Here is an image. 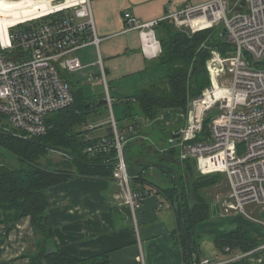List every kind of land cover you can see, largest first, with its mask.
<instances>
[{"label":"built area","instance_id":"obj_1","mask_svg":"<svg viewBox=\"0 0 264 264\" xmlns=\"http://www.w3.org/2000/svg\"><path fill=\"white\" fill-rule=\"evenodd\" d=\"M48 1L54 5L51 10L9 27L6 38L0 35V125L26 138L46 134L47 117L75 102L63 73L84 68L72 53L101 41L93 0ZM125 16L128 29L141 31L145 42L156 39L157 25L166 20L192 32L223 24L221 36L229 47L225 54L212 49L207 60L211 84L191 100L187 124L170 138L169 146L180 149L182 160L195 159L200 174H225L228 207L250 216L247 205L264 206V0H209L149 22L129 12ZM226 72L233 76L229 85L221 80ZM103 83L114 135L97 137L95 125L85 124L91 141L86 151H116L113 176L126 186L128 203L135 210L150 192L131 187L123 151L126 139L119 132L104 72ZM199 264L223 263L205 259Z\"/></svg>","mask_w":264,"mask_h":264},{"label":"crops","instance_id":"obj_2","mask_svg":"<svg viewBox=\"0 0 264 264\" xmlns=\"http://www.w3.org/2000/svg\"><path fill=\"white\" fill-rule=\"evenodd\" d=\"M207 1L209 0H93L96 29L101 41L99 46L91 44L72 53L81 58L84 68L77 71L80 72L78 79L74 78L73 73L66 71L67 81L75 90H81L83 98L99 101L106 96L104 72L114 98L113 112L114 105L121 107V115L118 117L120 125L131 124L132 118L125 115L123 101H135L148 85L165 80L168 66L161 61L162 22L156 27V39L145 42L141 31L128 29L125 14L129 12L141 21L149 22L162 19L168 13L178 12L188 5ZM104 108L108 112L106 125L97 121L103 116ZM115 118L117 120L116 115ZM160 118L165 123V129L159 128L163 140L159 141L158 148L163 153L168 148L165 146L170 145L167 142V129L176 126L170 133L173 135L183 126L185 111L182 108L163 109ZM88 121L95 125L94 133L97 137L107 136L111 126L108 105L98 106L91 112ZM129 133L133 135L128 137V144H138L134 143L136 133ZM159 151L155 149L148 151L147 156H133L137 160L148 158L157 162L162 157ZM130 163L135 164L136 160ZM194 167L196 170V165ZM138 170L137 165L131 166V187ZM196 174L204 175L197 170ZM151 179L161 187L171 184L169 178L159 171L153 172ZM145 191L150 192V195L133 210L128 203L126 186L114 176L79 175L51 186L48 194L49 213L54 225L52 246L79 262L108 254L110 264H186L177 241V202L169 200L156 185H147ZM229 193L230 191L219 193L212 201L208 199L212 212L213 206L217 205V213L197 223L196 233L201 238L202 232L209 231L215 233V237L241 227L264 237V206L257 205L249 213L250 216H242L228 207ZM38 238L29 216L12 225L4 220V212L0 207V264H32L31 257L37 252ZM236 249L238 248L227 251L226 248L223 258L218 262L264 264V246L252 252ZM201 259L203 261L209 258L201 255Z\"/></svg>","mask_w":264,"mask_h":264},{"label":"trees","instance_id":"obj_3","mask_svg":"<svg viewBox=\"0 0 264 264\" xmlns=\"http://www.w3.org/2000/svg\"><path fill=\"white\" fill-rule=\"evenodd\" d=\"M161 25V61L167 64L168 75L165 80L144 88L135 101L124 100L123 105L127 117L134 118L133 107L136 104L146 119L154 120L158 128L165 129V123L160 118L161 111L182 108L186 112L191 100L211 84L207 60L212 49L218 48L225 54L229 43L221 36L222 29L219 27L192 32L189 29H177L173 22L167 20L162 21ZM63 76L66 79L65 73ZM72 89L75 102L47 117L50 128L46 134L26 138L13 128L0 125V207L4 212V220L12 225L23 217L31 218L33 230L39 236L37 252L31 257L32 264H110L108 254L79 262L52 246L54 225L49 213V188L79 175L113 177L117 155L116 151L95 154L86 151L91 141L86 139L87 130L84 126L89 124L91 112L98 106L106 105L107 101L105 97L99 101L85 99L80 89ZM132 122L121 126L118 121V128L126 139L133 135L129 132H134L136 128V123ZM113 135L111 125L107 136ZM127 143L125 157L130 175L133 177L132 165L139 168L135 183H132L133 189L145 192L147 185H156L169 200L177 202L178 244L186 264H199L202 261L201 241L200 235L196 233V225L212 215V205L203 189L217 185L224 174L197 175L193 162L189 159L181 161L180 149L169 144L163 153L159 151L162 157L157 162L148 158L137 160L133 155L147 156V149L135 150L132 143ZM53 150L61 151L67 158L54 165L44 164L41 158ZM10 155L16 158L17 164L7 161ZM135 160L137 164L130 163ZM154 168L169 178V186L161 187L151 179L153 172L150 170ZM184 170L190 175L184 176ZM190 185L193 193L189 192ZM214 242L222 252H226L228 247L249 252L262 246L264 237L239 227L216 235Z\"/></svg>","mask_w":264,"mask_h":264},{"label":"rangeland","instance_id":"obj_4","mask_svg":"<svg viewBox=\"0 0 264 264\" xmlns=\"http://www.w3.org/2000/svg\"><path fill=\"white\" fill-rule=\"evenodd\" d=\"M34 19H36V18H32V19L26 20L24 22H27V21H30V20H34ZM223 27H224L223 24H221L219 26V28H221V29ZM76 72L73 73L74 74V78L75 79H78V78H80L79 77L80 76V72H77V73ZM232 78H233L232 74L229 73V72H226V73H224L222 75L221 80H223L224 84L229 85V84H231ZM100 90H101V88L99 89V91ZM133 110L132 111L135 113V116L131 120V122L134 121L136 123V128L134 127V133H136V135H137L136 136L137 139L134 140L135 141L134 143L137 142L138 144H133V147L132 148L135 149V150L137 148L140 149V150L141 149H143V150H146L147 149V152L148 151H154L155 149H156V151L157 150L159 151L160 148H158V145H159L158 143H159L160 140H163V137L159 133V130L160 129L155 124V121L154 120L146 119L141 114V112H139L137 106H134L133 107ZM137 110H138V113L139 114H137ZM114 111H115L114 113H115V115H116V117L118 119V117L121 115V107L114 105ZM103 112H104L103 113V116L100 117L97 121H98V123H102L103 125H106L107 124V120H108V118H107V114H108L107 109L104 108L103 109ZM186 124H187V122L183 123V126H181L178 130L182 129L184 126H186ZM175 128H176V126H170L167 129V131H168V133H167V136H168L167 142L168 143H170L169 142L170 138L176 133L174 131L175 133L173 135H170V133L172 132V130L175 129ZM178 130H176V131H178ZM119 132L126 139V136L123 133H121V130ZM127 140L128 139H126V141ZM141 142H145L146 144L141 143ZM125 144H124V147H123V151H124V154L126 156ZM151 145H152V148H150ZM65 158H67V157H65L61 151H59V150H53L52 152L49 153V155L43 156L41 158V161L44 164H46V165H51V164L54 165L55 163L60 162V161H62ZM7 161H9L10 163H13V164H17L18 163V161L16 160V158L13 157V156H11V155L8 157ZM156 171H157L156 168L150 170V172H156ZM183 175L184 176L185 175H188L189 176L190 174H189L188 171H185L184 170V174ZM157 176L158 175H155V177H157ZM188 189L190 190L189 192H192L193 193V191H192L193 188H192L191 185L189 186ZM229 191H230V187H229V182H228L226 176H224L223 179L217 185H214V186L207 187V188H204L203 189V193L208 197V199L210 201H212V199L213 200L216 199L217 196H219V193H226V192H229ZM221 198L223 200L225 199V197H221ZM256 207H257V205H255V204H249V205L246 206V211L248 213H251V211H253V209H255ZM240 215L243 216L244 214L243 213H240ZM242 216H240V217H242ZM214 234L215 233H212V232H209V231L202 232V237L200 238V241H201V255H202V257L209 258V260H211L213 262L214 261L215 262H218V260H220V259L223 258L224 253L222 251H220L219 249H217V247L215 246ZM236 250H239V249H236Z\"/></svg>","mask_w":264,"mask_h":264},{"label":"bare ground","instance_id":"obj_5","mask_svg":"<svg viewBox=\"0 0 264 264\" xmlns=\"http://www.w3.org/2000/svg\"><path fill=\"white\" fill-rule=\"evenodd\" d=\"M53 6L46 0H1L0 35L6 38L9 27L38 17L51 10Z\"/></svg>","mask_w":264,"mask_h":264},{"label":"water","instance_id":"obj_6","mask_svg":"<svg viewBox=\"0 0 264 264\" xmlns=\"http://www.w3.org/2000/svg\"><path fill=\"white\" fill-rule=\"evenodd\" d=\"M225 32H226V29H224V31H223V34H225ZM193 163H194V165H196V160L195 159H193ZM198 172V171H197ZM217 205L215 204L214 206H213V212H212V214H213V216H215L216 215V213H217Z\"/></svg>","mask_w":264,"mask_h":264}]
</instances>
